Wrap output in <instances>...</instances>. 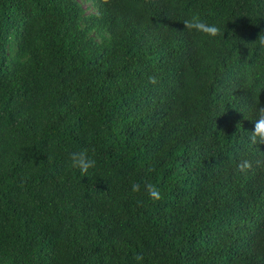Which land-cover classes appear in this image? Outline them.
<instances>
[{"label":"trees","instance_id":"trees-1","mask_svg":"<svg viewBox=\"0 0 264 264\" xmlns=\"http://www.w3.org/2000/svg\"><path fill=\"white\" fill-rule=\"evenodd\" d=\"M88 1L0 0V264H264V0Z\"/></svg>","mask_w":264,"mask_h":264},{"label":"clouds","instance_id":"clouds-1","mask_svg":"<svg viewBox=\"0 0 264 264\" xmlns=\"http://www.w3.org/2000/svg\"><path fill=\"white\" fill-rule=\"evenodd\" d=\"M185 28L189 31H195L201 33L207 37H218L221 35L220 29L215 24H208L201 20L198 15H193L190 19L183 21ZM260 47L264 48V33H261L255 41ZM150 82L155 83V78L150 77ZM249 141L251 144H264V107H257L256 119L254 120V130L250 132ZM94 151V149H93ZM71 168L79 169L81 174L87 173L90 168L95 167L96 161L89 155V149L83 148L78 151H72L67 157ZM252 163L248 160H242L238 162L237 169L240 172H247L251 170ZM132 191L139 192L140 186L138 184L132 185ZM144 191L152 200H160L161 194L159 188L151 183L144 185ZM137 261H142L143 257L137 255L135 257Z\"/></svg>","mask_w":264,"mask_h":264},{"label":"rangeland","instance_id":"rangeland-1","mask_svg":"<svg viewBox=\"0 0 264 264\" xmlns=\"http://www.w3.org/2000/svg\"><path fill=\"white\" fill-rule=\"evenodd\" d=\"M79 1L82 3V6L85 9L87 14H90V13L94 12L92 4H91V1H88V0H84V1L83 0H79Z\"/></svg>","mask_w":264,"mask_h":264}]
</instances>
